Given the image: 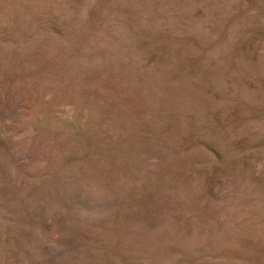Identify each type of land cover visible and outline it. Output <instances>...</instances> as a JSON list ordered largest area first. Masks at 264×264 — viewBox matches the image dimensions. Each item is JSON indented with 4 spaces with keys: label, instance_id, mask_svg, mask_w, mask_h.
Returning <instances> with one entry per match:
<instances>
[{
    "label": "rangeland",
    "instance_id": "obj_1",
    "mask_svg": "<svg viewBox=\"0 0 264 264\" xmlns=\"http://www.w3.org/2000/svg\"><path fill=\"white\" fill-rule=\"evenodd\" d=\"M0 264H264V0H0Z\"/></svg>",
    "mask_w": 264,
    "mask_h": 264
}]
</instances>
